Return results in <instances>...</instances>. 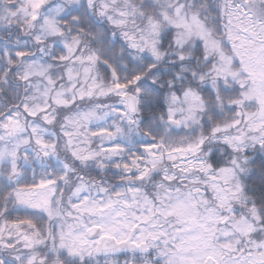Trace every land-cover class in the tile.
Returning a JSON list of instances; mask_svg holds the SVG:
<instances>
[{
  "label": "snow or ice",
  "instance_id": "obj_1",
  "mask_svg": "<svg viewBox=\"0 0 264 264\" xmlns=\"http://www.w3.org/2000/svg\"><path fill=\"white\" fill-rule=\"evenodd\" d=\"M101 256L264 264V0H0V264Z\"/></svg>",
  "mask_w": 264,
  "mask_h": 264
},
{
  "label": "trees",
  "instance_id": "obj_2",
  "mask_svg": "<svg viewBox=\"0 0 264 264\" xmlns=\"http://www.w3.org/2000/svg\"><path fill=\"white\" fill-rule=\"evenodd\" d=\"M109 102H111V101H109ZM92 175L93 176H96V173H95V171H93V173H92ZM97 178H99V177H97ZM37 179H39V177H37ZM16 216H23V213H14L13 214V216L11 217V218H15ZM124 256H118V257H115V259H119L121 262L124 260ZM99 259H100V264H104V257L103 256H101V257H99Z\"/></svg>",
  "mask_w": 264,
  "mask_h": 264
},
{
  "label": "rangeland",
  "instance_id": "obj_3",
  "mask_svg": "<svg viewBox=\"0 0 264 264\" xmlns=\"http://www.w3.org/2000/svg\"><path fill=\"white\" fill-rule=\"evenodd\" d=\"M93 130H96V129H93Z\"/></svg>",
  "mask_w": 264,
  "mask_h": 264
}]
</instances>
